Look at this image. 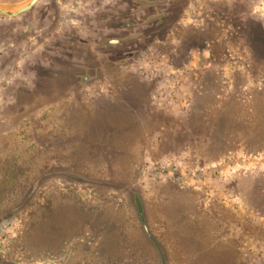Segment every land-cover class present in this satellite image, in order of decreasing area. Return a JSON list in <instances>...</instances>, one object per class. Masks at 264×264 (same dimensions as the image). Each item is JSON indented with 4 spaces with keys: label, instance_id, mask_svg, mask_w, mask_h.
I'll use <instances>...</instances> for the list:
<instances>
[{
    "label": "rangeland",
    "instance_id": "rangeland-1",
    "mask_svg": "<svg viewBox=\"0 0 264 264\" xmlns=\"http://www.w3.org/2000/svg\"><path fill=\"white\" fill-rule=\"evenodd\" d=\"M255 103L264 0L0 13V264H264Z\"/></svg>",
    "mask_w": 264,
    "mask_h": 264
},
{
    "label": "trees",
    "instance_id": "trees-1",
    "mask_svg": "<svg viewBox=\"0 0 264 264\" xmlns=\"http://www.w3.org/2000/svg\"><path fill=\"white\" fill-rule=\"evenodd\" d=\"M229 113L231 115H234L232 114V112H229ZM229 113H228V106L222 107L220 109H211V111L208 113L209 115V119H208L209 125L208 126H211L212 130L210 133L213 135V137L211 138H213L214 141H218L223 138L225 139L234 138L238 136L240 131L245 132V130L242 129V126L244 125H246L247 127L252 126L254 128L251 130V133H250L251 135H249L251 136L250 138H252V141L250 142L251 146L249 145V147H252L254 144H257L258 148H260L261 150H264V105L255 103V105L252 106V110L251 112H249V114L242 112L240 115L241 118L240 117L234 118L233 124L235 127V131L233 133H228V132L225 133V131H219L216 128L217 123L218 125L220 124L219 126H222L224 122L226 124H227V121L231 122L230 117L227 116V114ZM218 120H221V121H218ZM216 121L218 122L215 124ZM216 132H217V136H216ZM206 138H209V136L207 135ZM214 141L211 143H214ZM246 146L248 145L246 144Z\"/></svg>",
    "mask_w": 264,
    "mask_h": 264
},
{
    "label": "water",
    "instance_id": "water-1",
    "mask_svg": "<svg viewBox=\"0 0 264 264\" xmlns=\"http://www.w3.org/2000/svg\"><path fill=\"white\" fill-rule=\"evenodd\" d=\"M39 1L40 0H30L28 3H26L25 5H23L22 7L18 8L15 11H9L0 6V13L7 16H17L32 9Z\"/></svg>",
    "mask_w": 264,
    "mask_h": 264
}]
</instances>
